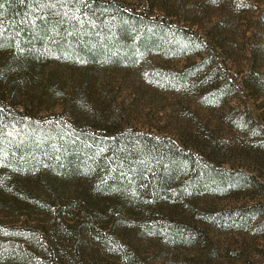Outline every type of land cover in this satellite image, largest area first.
Segmentation results:
<instances>
[{"label": "rangeland", "instance_id": "374dc122", "mask_svg": "<svg viewBox=\"0 0 264 264\" xmlns=\"http://www.w3.org/2000/svg\"><path fill=\"white\" fill-rule=\"evenodd\" d=\"M102 1L133 4L131 10L147 20L164 16L217 37L223 48L214 62L236 82L249 69L247 37L264 9V0ZM78 26L87 28L88 23ZM123 29V24L116 26L113 36L100 26L90 45L101 47L100 54L86 59L57 53L41 61L37 71L32 64L19 72L5 68L11 55L0 47V98L29 117L16 125L2 122L0 131L12 127L40 138L46 125L55 123L65 131L58 133L62 140L73 135L70 125L89 136L99 134L98 127L145 132L197 149L193 154L199 165L252 175L264 189V149L252 148L264 137L252 131L253 125L264 128V92L251 94L247 87L241 94L232 83L217 96L207 81L214 66L208 50H168L180 43L169 32L153 48L137 49L139 36H121ZM102 36L106 40L100 43ZM121 40L126 48L119 53L115 47ZM260 70L263 74L264 62ZM97 156L102 158L101 152ZM205 156L211 159L206 162ZM47 173L41 166L15 177L13 192L0 188V264L42 259V238L59 264H264V214L244 226L215 219L227 211L264 205L261 189L221 191L194 183L196 192L176 196L183 183L177 175L160 196L151 180L143 179L139 196L130 200L100 194L99 170L75 176Z\"/></svg>", "mask_w": 264, "mask_h": 264}, {"label": "trees", "instance_id": "16d2710c", "mask_svg": "<svg viewBox=\"0 0 264 264\" xmlns=\"http://www.w3.org/2000/svg\"><path fill=\"white\" fill-rule=\"evenodd\" d=\"M132 8L133 4L126 7L119 2L102 0H0V47L11 55L4 63L5 68L19 72L32 64L37 71L41 61L57 53L59 56L76 53L86 59L92 58L101 52V47L90 48L96 38L93 35L100 30V26L107 34L114 36L113 29L123 24L125 29L121 30V36H139V39H135L137 49L143 46L153 48L169 32L179 38L180 43L171 44L170 48L166 47L168 50L181 51L190 47L208 50V60H213L214 66L207 81L212 84V92L217 96L231 89L232 83L241 94L247 92V87L251 94L264 92V73L260 74L264 62V9L247 37L249 69L241 81L236 82L220 69L219 62H214L216 58L220 60L219 52L222 53L223 48L217 37L199 32L193 27L194 24L179 26L164 16L159 20H147L133 12ZM79 22L88 23L87 28L78 26ZM60 30L62 32L58 34ZM100 40L102 43L106 38L102 36ZM120 43L123 44V41H119L115 48L119 53L125 52L126 47ZM219 81L223 83L218 87ZM251 116L254 121L252 112ZM27 117L26 113L8 107L0 98V123L16 125L28 121ZM255 126L252 127L253 132L264 133L263 127L259 131ZM110 128L98 127L99 134L89 136L70 125L67 130H72L73 135H65L64 140L58 133L65 131L55 123H48L45 135L41 134L40 138L19 134L17 128L11 127L6 133L1 128L0 168L3 173L0 174V188L4 192H13L15 177L42 166L48 169L47 176L52 173L88 175L99 170L100 173L95 175L100 194L115 193L125 195L130 200L139 196V185L143 179H150L154 194L160 196L166 190L164 185L177 175H182L183 183L176 188V196L184 191L196 192L194 183L201 188L221 191L241 187L264 191L259 181L243 171L220 169L210 163L199 165L198 156L193 154L194 151L199 152L197 149H185L174 140L165 141L145 132L133 134L123 132L118 127ZM79 136L82 137L78 139ZM252 144V148L264 149V137ZM98 152H101L102 158L97 156ZM204 159L208 161L211 158L205 156ZM260 214H264V205L258 203L227 211L215 219L222 225L244 226ZM39 248L43 257L34 260L33 264H59L46 239L40 240Z\"/></svg>", "mask_w": 264, "mask_h": 264}]
</instances>
